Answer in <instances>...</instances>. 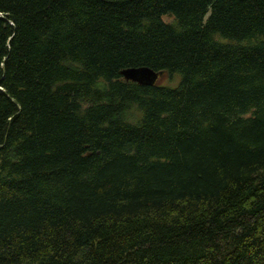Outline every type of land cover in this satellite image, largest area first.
Returning a JSON list of instances; mask_svg holds the SVG:
<instances>
[{"label":"trees","instance_id":"16d2710c","mask_svg":"<svg viewBox=\"0 0 264 264\" xmlns=\"http://www.w3.org/2000/svg\"><path fill=\"white\" fill-rule=\"evenodd\" d=\"M0 264H264V0H0Z\"/></svg>","mask_w":264,"mask_h":264},{"label":"water","instance_id":"95a60500","mask_svg":"<svg viewBox=\"0 0 264 264\" xmlns=\"http://www.w3.org/2000/svg\"><path fill=\"white\" fill-rule=\"evenodd\" d=\"M126 81L134 82L142 86H153L158 79L163 77V73H157L150 68H130L121 72Z\"/></svg>","mask_w":264,"mask_h":264},{"label":"rangeland","instance_id":"374dc122","mask_svg":"<svg viewBox=\"0 0 264 264\" xmlns=\"http://www.w3.org/2000/svg\"><path fill=\"white\" fill-rule=\"evenodd\" d=\"M167 20H169L167 18ZM159 84H169L170 80L168 78H166V76L160 77L157 81Z\"/></svg>","mask_w":264,"mask_h":264}]
</instances>
